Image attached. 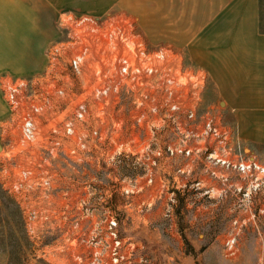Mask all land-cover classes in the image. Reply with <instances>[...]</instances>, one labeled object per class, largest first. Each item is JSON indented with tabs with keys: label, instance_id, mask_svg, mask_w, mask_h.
<instances>
[{
	"label": "built area",
	"instance_id": "1",
	"mask_svg": "<svg viewBox=\"0 0 264 264\" xmlns=\"http://www.w3.org/2000/svg\"><path fill=\"white\" fill-rule=\"evenodd\" d=\"M63 26L67 40L61 46L68 51L71 74L80 77L88 68L90 85L83 95L71 99L72 110L61 117L59 127L51 125L47 115L54 106L50 89L57 95L67 89L51 80L49 72L33 79H5L4 99L22 119L19 145L23 149L35 146L47 156L64 154L79 160L95 155L115 162L132 159L144 172L119 182L127 195L145 187L160 189L158 198L169 187L195 186L209 197L217 190L220 195L230 190L236 203L260 204L259 212L264 214V160L243 146L219 108L205 99L209 75L204 69L186 64L182 53L169 45L151 43L135 21L124 16L75 17L68 13ZM57 46L52 59L59 58L61 46ZM71 90L76 91L74 85ZM55 109L63 112L58 104ZM43 121L46 128L40 125ZM182 159L189 162L180 164ZM190 161L201 163L203 170V176L192 182L179 176L190 175ZM18 175L13 184L16 190L24 186L48 189L51 185L49 176L30 167L20 169ZM151 196L148 203L156 200ZM175 200L171 191L170 201ZM81 207L82 215H93L94 207L87 202ZM29 212L39 215L34 209ZM256 213L252 210L251 215ZM31 218L27 223L33 228ZM111 221L116 223L113 218ZM112 234L117 236L115 230ZM236 239L230 233L225 240L232 253ZM104 251L89 264H109L107 245ZM98 252L101 249L95 250ZM111 253L112 264H125L127 255L121 251L120 239L112 244ZM74 257L83 260L88 256L81 253Z\"/></svg>",
	"mask_w": 264,
	"mask_h": 264
},
{
	"label": "rangeland",
	"instance_id": "2",
	"mask_svg": "<svg viewBox=\"0 0 264 264\" xmlns=\"http://www.w3.org/2000/svg\"><path fill=\"white\" fill-rule=\"evenodd\" d=\"M175 1L178 0H92L91 6L78 7L84 11H64L62 8L55 20V28L50 30L49 41L41 44L42 62L35 64L28 73L18 74L22 75L21 79H33L49 72L51 80L67 89L62 95H57L53 87L50 89L53 93L49 98L54 101V106L52 113L48 109L47 115L52 120L51 125L61 127V117L72 110L71 99L83 95L81 93L89 87L91 78L88 68L80 77L71 74L68 51L61 46L67 40L64 16L73 13L75 17L89 14L104 18L107 12L124 16L135 21L138 31L151 43L169 45L182 52L187 47L180 42L178 26L190 23L194 13L184 12L188 2L180 7ZM173 3L177 7L172 10ZM56 46H61L59 58L56 55L52 59ZM35 62L36 59L28 60L29 66ZM4 80L0 82L2 89ZM72 85L76 91L71 90ZM210 95L205 93V99ZM4 98L0 91V186L19 207L29 245H22L18 252L20 261L13 259L8 244L2 245L8 231L5 224L0 223V264H89L94 257L105 254L106 245L109 264H112L111 247L116 239L121 240V251L127 255L125 264H264V214L259 212L260 204L236 203L230 190L223 195L217 190L209 197L202 194L204 189L190 185L164 188L161 198H158L160 189L149 187L127 195L119 186L121 182L125 183L122 178L142 175V166L132 159L115 162L95 155L79 160L64 154L47 156L35 146L23 149L19 145L22 119L12 112ZM210 102L222 112L225 123L235 127L234 121L225 114L224 104L218 98ZM57 104L62 113L56 111ZM40 125L46 128L47 123L43 121ZM242 143L245 147L243 140ZM247 147L264 160V147L249 144ZM179 162L186 164L189 159ZM189 166L192 169L190 175L179 176L189 182L199 180L203 176L201 163L190 161ZM26 167L49 176L50 187L24 186L16 190L13 184L19 170ZM171 191L176 196L174 203L170 201ZM178 192L185 201L183 230H180L175 214ZM151 195H155L156 200L148 203ZM85 202L94 207L93 215H82L79 207ZM30 209L39 215H30ZM252 210L257 211L256 215H251ZM105 212L108 215H104ZM29 216L33 228L28 226ZM112 218L116 221L114 225ZM230 233L237 237L234 253L225 247ZM96 249L101 252L95 253ZM81 253L88 257L83 260L74 257Z\"/></svg>",
	"mask_w": 264,
	"mask_h": 264
},
{
	"label": "crops",
	"instance_id": "3",
	"mask_svg": "<svg viewBox=\"0 0 264 264\" xmlns=\"http://www.w3.org/2000/svg\"><path fill=\"white\" fill-rule=\"evenodd\" d=\"M91 1L0 0V82L42 62L41 44L49 41L62 8L84 11ZM175 2H188L183 11L194 13L190 23L178 26L185 63L208 73L209 99L224 104L245 148L264 147V0ZM29 59L37 62L29 66Z\"/></svg>",
	"mask_w": 264,
	"mask_h": 264
},
{
	"label": "trees",
	"instance_id": "4",
	"mask_svg": "<svg viewBox=\"0 0 264 264\" xmlns=\"http://www.w3.org/2000/svg\"><path fill=\"white\" fill-rule=\"evenodd\" d=\"M178 203L175 206V214L178 217V222L180 223V230H183L182 223V213L185 209V201L184 197L180 195L178 192ZM0 223L2 225L5 224L7 228V235H5L3 239V244H8L9 248H11V257L13 259H17L20 261L19 253L22 249V245L28 246L29 241L27 239L23 220L21 213L19 211V207L16 201L0 186ZM182 224V226H181ZM187 226V225H186ZM185 237V233L182 231ZM186 242H188L187 238L185 237ZM193 253V251H190Z\"/></svg>",
	"mask_w": 264,
	"mask_h": 264
}]
</instances>
